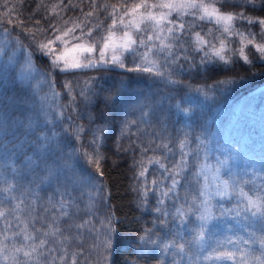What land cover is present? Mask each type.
I'll list each match as a JSON object with an SVG mask.
<instances>
[{
    "label": "trees",
    "instance_id": "1",
    "mask_svg": "<svg viewBox=\"0 0 264 264\" xmlns=\"http://www.w3.org/2000/svg\"><path fill=\"white\" fill-rule=\"evenodd\" d=\"M55 2L56 0H43L45 5ZM67 2L68 0H65V3ZM71 2L78 7L62 12L61 15L66 19L82 17L81 8L84 13L90 10V0ZM107 2L117 4L121 0ZM13 3L17 9L13 17L19 13L20 19L29 27L35 20H40L41 26H46L43 17L49 13L42 7L38 8L41 0H13ZM4 11L5 9L0 8V14ZM105 23H110V20ZM5 27L12 28L11 25ZM203 27L207 31V28L213 26L207 24ZM19 32V28H16L7 39L14 38ZM22 39L26 45L29 43L27 39ZM232 39L235 46V38ZM12 52V47L0 52V118L7 117L10 124L9 146L7 149H0V175L9 179L15 175V183L19 187L13 194L23 198L26 204L34 209L33 215L51 218L53 204L65 193L63 174L60 182L52 180L50 183H42L41 179L45 173L40 168L33 170L27 164V156L32 154V150L27 144L23 148L19 145L26 139H34L26 134L29 121L43 128L44 111L48 112L49 118H56L54 130L58 136L54 143L59 144L62 149V153L56 155L62 162L71 165L72 171L69 175L74 176L75 181L67 185V191L74 202L70 211L75 214L76 222L90 221L82 230L79 247L83 248V254L77 256V264H89V261L98 258V249L92 247L94 243H98L94 236L97 232L104 231L101 221H106L108 217H112L113 229L108 264H207L196 246L186 247L187 255L183 256V259L182 254H175L174 249H163L161 241L186 238V234L181 231L177 236V223L173 222L171 216L163 217L155 211L160 207L157 204V200L162 198L160 191L171 183L170 180L163 179L166 174L162 173L158 165H148L149 181L156 178L162 182L157 188L149 185L146 205L141 206L142 197L133 190L139 183L135 178L137 161L144 157L164 156L167 157L164 162L172 167L182 158L179 142L185 138L189 141L188 147L184 149L188 155L184 157L186 163L179 177L180 184L175 192L163 198V207L170 213L174 212L175 207L185 205L186 202L188 205L199 203L202 182L198 170L204 163L215 166L217 158H228L227 168L222 169L224 179L231 181L242 178L247 182L242 184L245 191L253 195L264 194V168L257 163L256 174H251L252 164L264 158V65L258 61L254 66L245 65L243 62L228 65L225 67L231 69L230 71L209 75L199 66L200 54L189 52L187 55L194 57V60H180L171 66L172 79L178 81L175 85L167 84L148 73L100 68L79 69L67 73L55 71L49 77L54 79V84L50 86L47 82L41 83V77L28 78L23 75L21 68L24 57L17 53L10 62ZM33 60L37 67L47 70L46 58L35 53ZM129 66H132L131 63ZM225 77H235V83L221 86L210 98L206 99L195 92L196 88L212 85L216 80ZM90 80V87L99 96L94 97L91 104H85L78 93L80 88L86 87L85 82ZM66 81L73 82L75 105H70L71 96L64 88ZM53 91L59 93L55 98L52 97ZM105 96L112 97L107 107L103 103ZM45 97L47 99H44ZM187 98H190V103ZM177 102H180L182 107H190L191 111L187 115L177 111ZM97 104L99 110L104 113V120H97L93 124L90 123L88 114L97 111ZM142 110L150 115L142 118ZM61 111L63 118L57 115ZM132 121L136 123L131 124ZM17 122L25 127L16 131ZM76 125H82L85 129H105L103 139L99 142V151L105 157L101 163L104 175L98 176L94 185L86 186L80 182V175L92 169L83 156L73 152V149H79L81 152L92 151L91 131L83 134L80 141H76L64 131L65 128L72 131ZM52 127L49 125L44 131ZM197 137L203 138L208 144L206 150L200 146ZM161 143H167L172 151L157 147ZM13 144L17 146L15 150ZM144 148L153 150L143 152ZM48 162L51 165L52 161ZM246 171L248 175H245ZM101 184L103 191H99ZM0 187L3 185L0 184ZM0 201L7 203L2 192ZM236 204L235 195L232 198L213 199L212 211L217 218L208 225L207 243L211 247H216L219 243L231 248V245H227L229 239H249V233H254L259 241L264 235L259 230V224H252L242 217L234 219L231 215H220L221 209L234 208ZM188 219L193 224L196 223L194 216H189ZM161 220L165 222L162 224ZM39 226L38 224L37 227ZM149 229L152 239L157 240V245L145 244L140 240ZM251 247L259 254L258 243Z\"/></svg>",
    "mask_w": 264,
    "mask_h": 264
},
{
    "label": "snow or ice",
    "instance_id": "2",
    "mask_svg": "<svg viewBox=\"0 0 264 264\" xmlns=\"http://www.w3.org/2000/svg\"><path fill=\"white\" fill-rule=\"evenodd\" d=\"M44 8L49 13L43 17L46 26H41L40 20H35L29 27L24 20L20 19L13 0H2L0 8L5 11L0 14V52L3 49L12 47L13 52L9 57L12 62L17 53L24 57V64L21 73L28 78L41 77V83L47 82L50 86L54 79H49L53 72L67 73L79 69H123L126 72L148 73L154 77L164 80L167 84L175 85L178 81L172 79L171 66L180 60H194V57L187 53H197L199 66L207 74L230 71L225 66L235 65L243 62L245 65L254 66L258 61L264 65V0H121L120 3L111 4L107 0H90V10L86 13L81 8L82 17L65 18L62 12L70 8H76L68 0H56L51 5H45L43 0L38 8ZM103 16V18H101ZM110 23H105L109 21ZM210 24L213 27L204 30L203 25ZM5 25H11L9 29ZM19 28L20 32L12 39V31ZM25 38L29 41L26 45ZM235 38V46L232 38ZM39 53L46 58V71L36 66L33 56ZM131 63L132 66H129ZM193 66H196L193 64ZM94 79V78H91ZM90 81H86V87L80 88L78 95L85 104H91L94 97L99 94L90 87ZM235 83V77H225L216 80L212 85H206L195 89L204 98H210L215 92L225 85ZM123 86V80L121 81ZM64 88L71 96L70 105L76 104V94L73 89V82L66 81ZM59 93L52 92L55 98ZM44 99H47L45 97ZM111 96H105L103 103L107 107L111 102ZM188 103L191 102L187 98ZM177 111L187 115L190 107H182L180 102L175 105ZM88 114L90 123L97 120H104L103 111L99 110ZM58 117L63 118V112ZM149 112L142 110V118L148 117ZM44 126L29 121L26 125V134L34 137L32 140H24L19 145L23 148L25 144L32 150L27 156V164L33 170L40 168L45 173L41 182H60L61 175L65 181V193L60 200L52 206V216L41 218L33 215L34 209L26 204L25 200L13 193L19 187L16 183V176L11 179L0 175V192L5 196L0 201V264H77V256L83 254V248L79 247L82 237V230L90 221L76 222L75 214L70 211L74 207L72 197L67 191V185L74 183V176H70L72 167L68 162H62L57 153H62L59 144L54 141L58 133L54 130L55 119L49 118L48 112L44 111ZM70 119V117H69ZM18 123L16 131L24 128L25 125ZM132 121L131 124H135ZM49 128L44 131V128ZM128 125H125L127 127ZM10 124L7 119L0 118V149H7L9 146ZM64 131L73 136L76 141L82 139L83 134L91 131L92 139L90 145L92 151H80L73 149L74 153L85 158L91 171L80 175V182L87 185H94L98 176L104 175L101 170V163L104 160L103 154L99 151V142L103 139L105 129L97 127L85 129L82 125H76L72 131L65 128ZM15 133H13V136ZM197 141L205 150L208 144L204 139L197 137ZM187 138L179 142L182 158L169 167L164 161L167 157L152 156L144 157L137 161L136 180L138 186L133 190L142 197L141 206L147 204L149 185L157 188L162 180L153 178L149 181L148 165H158L162 171L163 179L170 180V185H165L160 191L161 199L157 200L160 207L155 209L163 217L171 216L173 222L177 223V236L184 231L186 238L181 237L171 241H161L164 250L174 249L175 254L187 255L186 247L196 246L203 254V260L207 264L230 261L232 264H264V235L259 241L254 233H249V239L238 237L236 240L229 239L227 245L217 244L216 247L208 245V225L216 219L212 211L211 201L214 197L237 198L234 208L221 209L220 215H231L234 219L243 218L252 224H259L260 231L264 233V194H250L245 191L242 184L247 183L242 178L231 181L219 179V173L226 169L228 158H217L216 165L211 168L218 183L212 185L211 189L204 188L199 193V203L175 207L174 212H169L163 207L164 197L175 192L180 184L184 165V157L188 155L184 151L188 147ZM13 144V149H16ZM157 147L171 152L167 143H161ZM153 150L144 148L142 151ZM232 151V150H230ZM71 158V157H69ZM49 160L52 161L51 165ZM257 163L264 168V158L252 164V175L256 174ZM11 167V166H9ZM204 165V169H208ZM13 172L15 169L13 168ZM249 173L246 171L245 175ZM99 191H103L102 184ZM264 191V190H262ZM67 196V198H65ZM47 212L48 210L45 209ZM194 216L196 223H192L188 217ZM165 221L161 220L163 224ZM40 225L37 227V225ZM104 231L97 232L94 239L98 243L92 245L98 249L97 259L89 261V264H108V257L112 247V217L101 221ZM91 231V229H90ZM145 244L157 245V240L152 239L151 230L140 237ZM259 245V254L251 246ZM246 245L249 247H243ZM76 246V247H74Z\"/></svg>",
    "mask_w": 264,
    "mask_h": 264
},
{
    "label": "rangeland",
    "instance_id": "3",
    "mask_svg": "<svg viewBox=\"0 0 264 264\" xmlns=\"http://www.w3.org/2000/svg\"><path fill=\"white\" fill-rule=\"evenodd\" d=\"M204 165H208L209 168L208 169H204ZM214 167L212 164L210 163H204L200 166L198 172H199V176L201 178V182H202V189L204 188H208L211 189L212 185L215 183H218V181L215 179V174L211 171V168ZM219 179L220 180H225L222 176V170L219 173ZM214 198H220L219 196H216ZM213 198V199H214ZM213 199L211 201V204H213Z\"/></svg>",
    "mask_w": 264,
    "mask_h": 264
}]
</instances>
